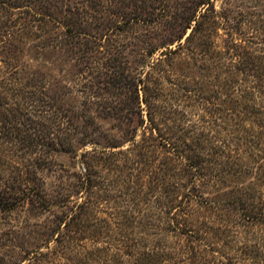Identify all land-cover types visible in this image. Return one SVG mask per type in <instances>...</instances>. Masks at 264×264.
I'll return each mask as SVG.
<instances>
[{"label": "rangeland", "instance_id": "obj_1", "mask_svg": "<svg viewBox=\"0 0 264 264\" xmlns=\"http://www.w3.org/2000/svg\"><path fill=\"white\" fill-rule=\"evenodd\" d=\"M254 56L264 0H0V264H264Z\"/></svg>", "mask_w": 264, "mask_h": 264}, {"label": "trees", "instance_id": "obj_2", "mask_svg": "<svg viewBox=\"0 0 264 264\" xmlns=\"http://www.w3.org/2000/svg\"><path fill=\"white\" fill-rule=\"evenodd\" d=\"M202 4H206L207 2L206 1H201ZM197 13H198V9L195 7L192 14H186V15H183L182 16V19L184 21L187 22V25L185 26V30H184V33L187 31V29L189 27H191L192 25V21L194 20H197V23H199V20L197 19ZM197 26V25H196ZM196 26L193 28V30H195ZM183 33V34H184ZM182 37V36H181ZM250 70L253 71V75H255L258 80L262 81L264 80V62L260 60V57L258 56H254L253 57V60H251V63H250ZM193 167H196V165ZM189 193L192 194V189L189 188L188 189ZM247 208L246 209V212H247V218L248 219H253V220H256V218L258 217V214L253 212V209H250L249 207H245ZM177 225H175V228L174 230L175 231H178L179 228H180V223H176ZM187 226V225H186ZM180 231L182 233H186L187 234V239L188 241H192L193 243L191 244V248L193 251H195L196 249H198V246L194 243H198V242H201V239H200V236H201V233L198 231V230H195L193 228H191V226H188V227H184V228H181ZM162 240V239H161ZM166 244L165 243H162V246L159 245V247H157L156 245L154 247H145L138 256H136L132 262L130 264H162L165 262V260L167 261V258H165L166 256H170L172 254V252H166L164 253V251L166 250L164 247V245ZM186 246L190 247V245L186 244ZM161 248V249H160ZM166 255V256H165ZM235 257V261H234V264H239V263H242V264H252V263H245V260L243 259H238L236 258V255H234ZM234 257H231L229 258V261H225V264H230L231 262H233V258ZM226 259V256L224 257ZM242 258V257H241ZM224 262V261H223Z\"/></svg>", "mask_w": 264, "mask_h": 264}]
</instances>
